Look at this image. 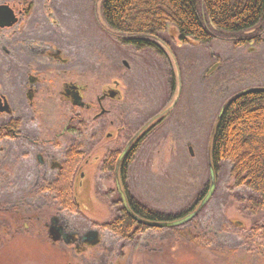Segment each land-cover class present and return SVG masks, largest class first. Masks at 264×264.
Instances as JSON below:
<instances>
[{"label":"rangeland","instance_id":"1","mask_svg":"<svg viewBox=\"0 0 264 264\" xmlns=\"http://www.w3.org/2000/svg\"><path fill=\"white\" fill-rule=\"evenodd\" d=\"M56 9L59 35L65 41L71 37L84 55L92 53L91 61L106 65L109 76L121 66V82L111 87L121 97L106 102L111 110L107 120L123 127L121 147L128 136L156 122L137 146L124 179L119 174L126 196L177 220L208 190L210 136L220 109L242 90L264 88V32L257 43L235 46L213 40L203 45L180 40L169 25L159 34L160 50L155 51L100 35L101 26L110 29L102 20L99 2L57 0ZM99 36L106 39L103 58L95 55ZM99 88L91 87V98ZM9 89L14 94L16 88L0 84V93ZM21 104L25 107V102ZM12 105L18 112L20 103L13 100ZM37 106L44 115L28 119L27 136L41 139L47 128H63L66 107L53 102ZM115 127L107 125L105 132L114 133ZM105 132L100 140L89 142L93 146L98 141L86 152L87 137L77 131L58 140L59 147L77 146L83 159L90 160L81 162L74 175L78 205L74 212L62 209L50 193L41 191L44 181L54 179L57 172L36 162L35 154L40 152L36 147L0 142V264H264V214L251 215L245 207L255 198L250 190L229 189L228 162L213 168L214 192L187 223L150 228L133 240L101 228L122 209L114 170L102 166L104 154L114 149V140L106 139ZM52 216L80 234L97 229L98 244L76 248L73 243L54 242L48 236ZM254 227L256 231H251Z\"/></svg>","mask_w":264,"mask_h":264},{"label":"trees","instance_id":"2","mask_svg":"<svg viewBox=\"0 0 264 264\" xmlns=\"http://www.w3.org/2000/svg\"><path fill=\"white\" fill-rule=\"evenodd\" d=\"M100 3V13L106 27L117 35L121 44L134 48L160 50L156 43L159 34L173 26L182 41L191 39L203 45L213 40L232 42L235 46L259 42L264 32V0H94ZM213 168L221 162L231 165L230 190L245 187L255 198L246 208L251 215L264 214V88L253 87L228 99L221 115L215 121L209 143ZM103 168L114 170L116 154ZM132 151L120 162L119 174L124 179L132 161ZM79 154L68 155L61 162L59 172L50 181H44L41 191L50 193L64 210H77L73 194V179ZM126 194V193H125ZM195 202L177 218L193 211L204 197ZM132 212L142 219L172 221L171 216L148 208L127 193ZM183 217V216H182ZM107 229L120 239L133 240L150 227L138 223L123 209L120 215L104 222ZM256 227L251 231H256ZM5 231L4 233H6Z\"/></svg>","mask_w":264,"mask_h":264},{"label":"flooded vegetation","instance_id":"3","mask_svg":"<svg viewBox=\"0 0 264 264\" xmlns=\"http://www.w3.org/2000/svg\"><path fill=\"white\" fill-rule=\"evenodd\" d=\"M56 2L57 0H0V84L16 88L14 94L11 89L4 94L0 93V115L3 114L0 142L31 144L40 151L35 154L36 162L42 166L49 165L58 173L61 162H66L69 154H79V162H90L87 158L83 159V151H89L98 141L93 146L89 142L100 140L107 125L115 127L116 120L106 118L111 113L106 102L119 100L121 97L119 91L111 88L117 87L121 82V66L117 65L114 68L115 75L109 76L106 74V65L103 67V63L91 61L92 53L85 56L71 37L65 41L64 35H59ZM105 29L101 26L100 35L109 36L115 42L119 41L117 35ZM103 36L95 41V55L102 58L105 56L106 45ZM92 86L101 87L93 98L90 96ZM13 100L20 103L18 112L12 105ZM22 102H25V107ZM52 102L66 107V112L62 115L65 119L63 128L59 131L47 128V133L41 139L27 136L26 133L30 134L27 130L28 119H35L36 114L41 116L44 113L37 105ZM26 108L29 111L25 113L23 109ZM47 111L49 110H45ZM155 124L156 122H152L128 136L123 147L120 132L123 127H115L114 133L105 132L106 139L114 140V149L107 150L102 162H111L110 158L114 154L117 162L127 144L128 148L120 162L131 151L133 157L140 141ZM91 129L94 131H90ZM76 131L87 137V147L83 151L72 144L65 148L59 147V139ZM95 133L97 138H94ZM115 190L117 192L116 185ZM58 224L65 232L75 235L73 244L76 248L87 246L79 240L83 234L78 230L70 229L59 218Z\"/></svg>","mask_w":264,"mask_h":264},{"label":"water","instance_id":"4","mask_svg":"<svg viewBox=\"0 0 264 264\" xmlns=\"http://www.w3.org/2000/svg\"><path fill=\"white\" fill-rule=\"evenodd\" d=\"M247 90L248 89L242 90L238 94H241ZM223 108H224V106H222V108L220 109L218 117L221 115ZM128 145L129 144H127L125 146L123 152L121 153V155L119 156V158L116 162L115 170H114V178H115L116 189H117L119 199H120V202L122 205V209L131 218H133L138 223L144 224L148 227H152V228H167L168 227L169 228V227H175V226H179V225H183V224L187 223L188 221H190L192 218H194L202 210L204 205L208 202V200L212 196L214 189H215V185H216L215 174H214L213 166H212L210 159L208 161L209 177H210L208 190H207L206 194L204 195V197L202 198V200L200 201V203L198 204V206L192 212L188 213L187 215H185V216H183L177 220H172V221L145 220V219H142L141 217H139L138 215L134 214L128 205L127 198H126L124 191L122 190L120 180H119V175H118V167L120 164V160L122 159L123 155L125 154V152L128 148ZM56 224H58V217L52 216L50 219L49 227H48V236L50 237V239L53 240L54 242L62 240L65 243H73V241L75 240V235L73 233L65 232L64 228L60 224H58V225H56ZM79 240L82 243H85L87 246H95L98 244V242L100 240L99 231L96 229L89 230L86 233H84L79 238Z\"/></svg>","mask_w":264,"mask_h":264}]
</instances>
